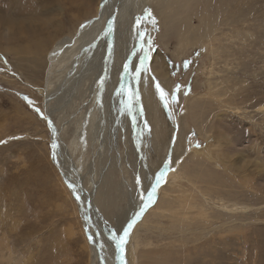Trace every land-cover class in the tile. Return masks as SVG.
Here are the masks:
<instances>
[{
	"label": "rangeland",
	"instance_id": "obj_1",
	"mask_svg": "<svg viewBox=\"0 0 264 264\" xmlns=\"http://www.w3.org/2000/svg\"><path fill=\"white\" fill-rule=\"evenodd\" d=\"M3 1L0 3L5 5ZM75 1L81 9L87 5L79 2L80 0ZM140 1L110 0V5L116 12H127L130 6L136 10ZM97 2H93L92 9ZM20 3L18 0L8 2L5 5L7 13L10 12L9 9L17 10L16 4ZM131 3L135 5H130ZM238 4L237 24H215L216 30L209 39H205L202 47L187 48L186 55L179 57L162 47V28L157 14L153 11V18L148 17L144 32L152 41L150 54L154 57L161 51V58L165 57L170 70L169 108L173 106L175 112L172 113L175 127L177 125L175 140L180 135V122L184 123L187 118L188 100L201 96L203 100L200 103L203 104L202 110L190 117L193 124L184 128L186 144L177 156L173 153L175 149L178 150L175 140L168 149V145L158 148L156 142L153 146L154 131L146 126L147 120L136 101H131V113L125 109V103L128 102L123 96L117 97L116 94L103 91L105 96L96 109V115H100L97 120L100 119L101 123H95L97 129L93 142L90 143L91 148L89 145L87 147L84 160L100 163L101 167L107 164L109 166L112 157L118 154L120 166L117 167L116 179L124 183L125 192L120 209L114 205L106 209L103 207L102 210L98 206L97 209L94 208V202L89 199L91 194L86 189V174L83 170L80 171V165L72 156L81 173L80 176L77 175L76 182L82 189L81 192L86 189L82 193L86 205L84 214L80 200L65 182L63 165L61 164L63 169H60L52 159L57 153V147L53 148V128L46 122L49 121L45 117L43 106L46 95L44 98L42 96V87L45 86V81L47 83V77L46 80L37 79L42 73V67H39L40 72L33 77V73L26 72L27 63L21 61L20 54H13L9 50V55L6 56L0 52V141H4L0 143V239H7L5 241L8 246L4 247L5 250L12 246L13 263L106 264L107 259L101 251V245L108 239L114 250L112 255H108L109 262L112 261L108 264H122L121 253L111 240L112 233L122 236L124 229L136 218L134 225L137 229L141 226L139 233L142 237L152 235L155 245L168 250L166 264H264V0H238ZM243 6L246 11L242 10ZM214 8L212 7L213 10ZM84 11H81L82 15ZM139 11L138 8L137 12ZM11 13L8 14L9 18L17 17ZM88 13L91 14L89 11ZM8 15L7 18L6 15L0 16V44L6 41L5 37L11 32L9 23H3ZM68 15L67 13L66 17H62L63 22H69ZM15 20L19 21L21 18L18 16ZM10 45L7 47L10 48ZM151 55L149 65L153 59ZM15 61L24 68L25 73L19 71V66V70L14 68ZM185 61H191V64L185 67ZM26 73L32 77L31 81H36L31 87L26 84L29 80L25 77ZM121 83L122 81L117 85L119 91ZM177 85L180 86L178 93ZM127 87L131 92V85L128 84ZM67 94L68 99L65 100H71V95ZM173 96L176 97L175 100ZM16 101L21 107L14 106ZM76 101V106L65 107L63 112L57 110L53 115L55 124L64 129L65 141L74 138L83 111L91 112L89 99L81 102L76 98ZM123 101L125 103L121 104ZM207 103L208 108L212 106L210 110ZM164 110L167 111V108ZM195 123L199 125L195 126ZM125 148L128 150L123 151ZM62 150L61 155L68 157L69 153L66 155ZM201 150L207 155L194 160V154ZM173 157L175 161L172 162ZM168 158L173 163L171 169L178 171L183 177L189 176L182 180L181 188H191L192 192L188 191V194L193 193L195 197L192 202L197 206L192 208L193 213L187 215V222L191 223L174 226L170 222L171 218L167 217L168 212L165 211L166 217H162L164 213L156 211L149 215L147 226L140 225L164 192L161 190L159 195L156 194L155 202L146 212L137 216L143 206L144 190L151 191L155 183L154 177V183L149 185L150 174L154 166L157 168L160 161L164 160L158 172L162 171ZM171 169L167 170L168 173ZM137 178L141 180V184L136 183ZM178 180L179 178L175 179L173 184L162 181L159 185L158 189L166 186L164 188L167 194H163L165 200L173 201L180 196V187L176 185ZM62 182L68 188L69 197ZM122 210L123 220L110 222L113 216L119 217ZM86 213L91 226L85 221ZM90 234L94 237L92 240L95 246H92L89 239ZM135 242L136 236L132 244ZM125 246L127 247V243ZM66 248L68 251L64 252L63 249ZM98 248L100 252L95 254ZM125 257L128 259V256L124 255V264H127Z\"/></svg>",
	"mask_w": 264,
	"mask_h": 264
},
{
	"label": "bare ground",
	"instance_id": "obj_2",
	"mask_svg": "<svg viewBox=\"0 0 264 264\" xmlns=\"http://www.w3.org/2000/svg\"><path fill=\"white\" fill-rule=\"evenodd\" d=\"M10 1L11 0H4L3 3L7 5V3ZM19 1H21V3L19 5L16 4L17 10L11 11V9H9V11L12 12V15L14 14L17 15V17L19 16V18H21V20L19 21L15 20L17 17L9 18L10 15L8 14H10V12L7 13L5 5L1 4L2 2L0 3V16L2 17V15H6L7 18L8 15V19L4 20L3 23L8 22V26L11 27L10 34H8L9 31L8 33L6 31L8 36L5 37L6 34L3 35V38L5 37L6 41L0 44V52H2L6 56L9 55V50L13 54H20L21 61L27 63L28 71L26 69V72H30V74L33 73V77H35L37 73L40 72L39 67H42V73L37 77V79L38 81L42 80L43 78H45L46 80L47 77V83L45 81V86H41L43 88V98L44 95H46V100L44 102V105H42L44 106L46 119L51 122V125L48 123V126L50 125L53 128L54 137L52 139V142L57 147V153L54 157H52V159L56 165L59 164L60 169H63L64 167L63 170H65V182L68 185L69 189L71 191L73 190L76 193V197H80L78 200H80V204L84 214L86 212V205L84 202L85 196L82 195V193L86 191L87 188L91 194L89 199L90 201L92 199V201L94 202V208L97 209L98 206L102 210L103 207L106 209L108 208V206L114 205L119 207L120 209V203H122L124 199L125 192L123 185L124 183L116 179L117 167L120 166L119 157H117L118 154H115L112 157L111 164L109 166H107L108 164H102L103 167H101L100 163L95 164L92 160L91 162L90 160H84L87 147L88 145L90 147V143L93 142L94 133L97 129L95 123H101L100 119L97 120L100 115H96V109L98 108V104L101 105V102L103 101L102 98H104L105 96L103 91L106 90L108 93L111 92L113 93V95L116 94L118 97L119 89L117 85L120 81H122V83H125L123 80V65L131 60L137 65V67L139 66V60L137 59V57L141 55L140 37L144 36L145 40L148 39L147 34L144 32V30L147 25L148 17L151 19L153 18V11L157 14L159 25L162 28V47L166 49V51L168 50L170 54L174 53V55L176 54V57H179L186 55L185 50L187 48L193 49L202 47L205 44V39H209V37H211V34L216 30V26L214 27L215 24H237L236 16L238 15L239 8L238 0H141L140 4L137 5V9H140L139 12H137V9H132L131 6L128 8L127 12H116V10H113V6L110 5V0H80L79 2H85L87 4L83 9L80 8L79 4L75 0H18V2ZM94 1L95 3L97 1L98 2L97 5L92 9V4ZM130 5L135 4L131 3ZM211 6L215 7V10H213ZM242 10H244V6ZM5 11L7 14H5ZM81 11H84L83 15L81 14ZM88 11L91 12V14L88 13ZM94 12L95 15L93 14ZM149 12L151 13V15H149ZM67 13L69 14L68 16H70V18L69 22L65 23L63 22L62 17L67 15ZM167 38L169 40H167ZM171 38L174 40H172ZM11 43L13 44L10 45ZM8 45H10V48L7 47ZM134 49L135 55L133 54ZM161 53L162 52L160 51V53H157L154 57L150 54L151 58H153L150 65L149 60L147 61L150 70L147 73L142 74V78L139 83H137L135 80H129L128 82H126L125 93H127V95H125L124 93L120 96H123L124 100H126V102H129L132 93L137 89L139 90V97L133 101H136L137 105H139L140 107L139 109L142 110L139 111L144 113V119L147 120L146 124L148 123L147 126L154 131V134L152 133V137H155L153 139L155 140L153 142V146H155L156 142L157 147L162 145L166 147L168 145V149L176 139L175 133L177 125L175 127L176 122L175 120L173 121L175 117L172 119V113H175L173 110V106H171L172 108H169V101L167 111L164 110L166 109V107H164L163 101L160 99V95L155 87V83L159 82L165 92L169 94L170 100L171 94L170 88L168 87L171 84L169 75L170 70L166 63L165 57L161 58ZM15 62L14 68H18V70L21 68V70L19 71L25 73V71L23 70L24 68H22L17 62ZM21 72L19 73L22 74ZM25 77L29 79L28 81H26V84H28L30 87L35 84L36 81H31L32 77L30 78L29 74L27 75L26 73ZM105 77H107L106 83L105 87L102 89L99 82L101 79H105ZM153 77H155V80L152 79ZM128 84L131 85V92H129L130 88L128 89L127 87ZM67 93L71 95V100L69 99L68 101H66L68 99L66 97V95L68 96ZM214 95L216 96L215 93ZM194 97L196 96L194 95ZM76 98H79L81 102L89 99L90 102L88 103L89 107L91 106V112L89 110L88 112L83 111V117L79 120L78 125L76 124L77 132L74 138L67 140V142L64 138L65 135L63 136V127L57 125V123L55 124L53 115L57 110H61V112H63L64 109L68 107L71 108L76 106ZM211 99L212 97L209 98V100ZM217 100L220 101V99ZM231 100L233 101V99ZM201 101L203 102L202 96L198 98L191 97L187 102L188 114L186 121L184 123L180 122L181 125L178 128V130L180 131V135L177 137V140H175V147L176 145H178V150L175 149L173 152L175 156L179 154V151H181L186 144L183 137L184 128L186 126L189 128V126L193 124V122H191L190 120V117L197 114L200 109L202 110L203 104H200ZM15 103L16 105L14 106H16L17 108L18 106L21 107V104L19 102L16 101ZM28 103L30 105V100L28 101ZM124 103L125 102L123 101L121 104ZM208 105L209 104L207 103V108ZM210 108H212V106L208 109L210 110ZM81 111L79 112V114L81 113ZM199 115L201 116V112ZM31 117H33V115ZM195 120L198 119L196 118ZM18 123H20V121ZM24 123L26 122H23V124ZM198 125H196L195 123V126ZM96 133H98V131ZM105 139L106 138H104V140ZM128 147L129 146H127V148ZM61 150L64 151L66 155L69 153L68 157L62 156ZM124 150L128 149L125 148L123 149V151ZM121 153H123L122 150ZM205 155H207L206 152H203L201 150V152L194 154L192 158L202 159ZM72 156L77 160L78 166L80 165V171L83 170L87 177L86 189L83 192H81L82 189H80V186L76 182L77 175L80 176L81 173L78 171L79 169H77V166H75V159L71 158ZM163 161H160L157 168L154 166L153 172L152 174H150L151 176L149 175V185L151 184V182H153V179L156 173L160 170ZM173 161H175L174 157L172 158V162ZM61 164L63 165V167ZM172 165L173 163L171 164V166ZM163 170L164 166L162 168V171ZM126 172H128V170ZM180 175L181 174H179L178 171H174L173 169H171L169 173L168 171L165 172V182L172 183L175 179L179 178L176 185L180 187V189L178 190V195L180 194V196H178L175 200L173 199V201L165 200V195L163 197V194H167V192H165L166 188H164L166 186L163 185L161 189L157 190V195L160 194L161 190L164 191L162 196L158 200L156 206L148 212V215L145 217L143 224L140 225L147 226L149 215H152L156 211L159 214L164 213L163 216L161 215L162 217H166L165 213L168 212L167 217L169 216V218H171L170 222L171 224L174 223V226L175 224H177L176 226H178L180 225V223H183L184 225L187 222V219H189L187 215H189L191 212L193 213L192 208L196 207L197 205L195 204V206L192 202L195 198L193 193L188 194V191L192 192L191 188L189 190L181 188L182 180H184L186 177L188 179L189 176L183 177L182 175ZM66 184L62 182V185H64V190L69 197ZM16 190L17 189H15V191ZM197 190L199 189L197 188ZM123 212L124 211L122 210V213L119 217L113 216L114 218L113 220H110V222L121 220L123 217ZM84 217H86V223L91 226V224H89L90 219H88L87 213L86 215H84ZM134 219L136 220V218ZM196 220L198 222V219ZM201 221L203 222L204 220ZM88 225H86V227ZM135 225L130 230V235L127 239V247L125 246L126 254L124 255L128 256V259H126L125 257V261L128 262L127 264L168 263V261L166 260L168 256V250H162L160 247L155 245V242L151 239L153 237L152 235L149 236L148 234L145 238H143L142 234L139 233V228H141V226L137 229V226L135 227ZM136 229L138 230L137 233ZM137 234L139 236H137ZM135 236L136 244H132L133 238H135ZM5 240L2 238L0 239V264H15L13 263L11 258L13 251L12 246L8 250H5L4 247L8 246L6 243L7 241ZM91 243L92 246H95L94 240H91ZM102 245L104 246L102 247L101 251L107 259L106 264H108L110 260L108 258V255H112L114 252L112 253L113 249L112 246L108 243V239L105 240V242H102ZM63 251L67 252L68 250L66 248L63 249ZM98 252H100L99 248L97 252H95V254H98ZM7 253L9 255H7ZM117 258H119V256Z\"/></svg>",
	"mask_w": 264,
	"mask_h": 264
},
{
	"label": "snow or ice",
	"instance_id": "obj_3",
	"mask_svg": "<svg viewBox=\"0 0 264 264\" xmlns=\"http://www.w3.org/2000/svg\"><path fill=\"white\" fill-rule=\"evenodd\" d=\"M149 15H151L150 12H149ZM153 23H155V20H153ZM140 40H141V45H140L141 55H139L137 57V59L139 60V66L137 67V65L131 60H129L127 63H125L123 65V72H124L123 80L125 83H121L120 91H119L118 95L124 94L125 88H126V82H128L129 80H135L137 83H139L141 81L142 74L147 73L150 70L147 61L150 59V53H151V49H152V41H151V38H148L147 40H145L144 36H141ZM133 54L135 55V49L133 50ZM189 64H191V61H185L184 66L187 67ZM173 74H175V73H173ZM106 78L107 77H105V79H101L99 82L100 87L102 89L105 87ZM152 79L155 80V77H153ZM155 87H156L157 92L160 95V99L163 101L164 107L167 108L168 103H169V94L167 92H165V90L161 87L159 82L155 83ZM179 90H180V86L177 85L176 86V92L178 93ZM138 97H139V90L137 89L135 92L132 93V96H131V99L129 100V102L125 104V109L128 112H131V101L137 99ZM172 98H173V100L176 99L175 96H173ZM30 103H31V101H30ZM37 111H39V110L37 109ZM49 124L51 125L50 121H49ZM146 126H147V124H146ZM0 143H4V141H0ZM55 147H56V145L53 144V148H55ZM197 147H199V145H197ZM170 168H171V159L168 158V162L165 164L164 170L160 171L158 175H155V183L152 185L151 191H148L147 189L144 190V197L142 198L143 206L140 208V212L137 214L138 217L151 204H153L155 202L157 189H158L159 185L161 184V182L165 180V172L167 170H169ZM136 183L141 184V180L139 178H137ZM79 198L80 197L77 196V199H79ZM135 223H136L135 219L131 223H129L128 227L126 229H124L122 236L118 235L116 233H112V239L116 244V248L121 253L120 259H121L122 264H124V252H125L124 246L127 243V239L130 235V230L132 229V227ZM93 238L94 237L92 235L89 236L90 240H92ZM101 247H103V245H101Z\"/></svg>",
	"mask_w": 264,
	"mask_h": 264
},
{
	"label": "water",
	"instance_id": "obj_4",
	"mask_svg": "<svg viewBox=\"0 0 264 264\" xmlns=\"http://www.w3.org/2000/svg\"><path fill=\"white\" fill-rule=\"evenodd\" d=\"M57 166L60 168L59 164H58ZM164 182H165V181H164ZM164 182H163V183H164ZM72 192H73V194L76 196V193H75L73 190H72Z\"/></svg>",
	"mask_w": 264,
	"mask_h": 264
}]
</instances>
